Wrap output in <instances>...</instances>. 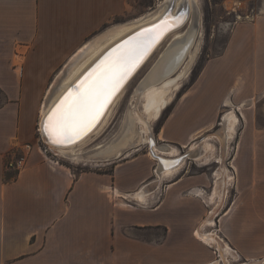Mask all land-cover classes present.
Listing matches in <instances>:
<instances>
[{
	"label": "crops",
	"instance_id": "obj_1",
	"mask_svg": "<svg viewBox=\"0 0 264 264\" xmlns=\"http://www.w3.org/2000/svg\"><path fill=\"white\" fill-rule=\"evenodd\" d=\"M127 2L0 0V264H231V253L223 251L221 257L195 234L209 226L202 223L204 207L215 196L208 202L202 197L208 182L189 173L185 161L174 178L156 174L153 158L142 153L106 162L110 171L74 174L33 148L21 170L6 166L33 138L40 99L57 65L127 12ZM241 26L231 33L223 55L211 61V85L186 107L191 120L169 116L154 134L156 141L188 149L196 140L193 119L200 106L216 109L229 100L233 109L232 90L225 91L229 79L240 72L264 78L263 64H250L264 63V0L257 18ZM167 146L173 150L169 156L183 153ZM153 230L162 232L146 233Z\"/></svg>",
	"mask_w": 264,
	"mask_h": 264
},
{
	"label": "rangeland",
	"instance_id": "obj_2",
	"mask_svg": "<svg viewBox=\"0 0 264 264\" xmlns=\"http://www.w3.org/2000/svg\"><path fill=\"white\" fill-rule=\"evenodd\" d=\"M160 1L128 0L129 10L120 16L114 17L109 23L91 35L90 38L113 25L126 23L129 20L132 21L143 16ZM197 3L201 14L200 46L193 65L186 76L179 80L178 87L170 94V99L166 106L157 117L151 116L149 119L151 130L155 135L160 125L169 116L174 121H183L184 118L187 121L191 120L192 113L185 114V109L191 104H196L202 91L207 88L208 84L209 86L211 85V82L209 83L208 81L209 75H211V61L219 59L223 55L233 30L242 27L241 25L243 24L253 22L262 9V0H197ZM251 33L254 35V32L250 31L249 34L251 35ZM168 40L169 38L158 47L127 84L105 124L98 130L97 134L80 147L82 150H88L103 143L115 133L129 103L133 101L132 93L135 87L151 68L158 55L167 46ZM63 64L59 63L57 65L52 78L63 67ZM250 64L255 66V68H258V64H263L261 68L264 69V63L252 62ZM52 78L51 80H53ZM229 80V83L225 86V91L229 93L232 90L229 97L233 103V110L239 119L235 126L233 137L229 139L227 136L229 130L227 129L225 114L230 108L228 106L221 104L216 109L208 108L209 104H206V107L200 106V114L195 115L193 119L195 139H202L203 145L205 141H209L213 150H210L212 151L211 156L208 153L209 151H205L199 156L201 157L200 159H194V157L186 158L184 166L188 167L189 173L197 174L208 182V186H205L203 190L204 195H202L207 202L211 194L215 196L214 202L209 206L205 204L204 207V217L207 216L206 219H209V216L213 215V220L211 221L213 225L205 223L204 220L206 219H203L202 223L209 226L205 227L206 230L198 229L195 232H212L220 241L218 252H220L221 257H223V251H226L224 246H229L232 252L228 253H231L232 256L229 255L227 261L231 264H264V78L244 77L242 72H240L238 77ZM41 100L43 99L41 98ZM137 104V110L141 109L143 115L149 118L148 113L144 112L141 103L138 102ZM38 120L39 113L37 111L34 120V136L31 140L26 141L33 145L32 149L36 148L46 158L48 156L58 158V163L69 166L74 174L88 170L110 171L111 165H106L105 163L111 162L116 158L102 162H92L83 158L74 161L60 155L54 149L56 156H53L52 152H48L47 156L42 154L35 145L36 137L38 136ZM138 125L144 127L141 121ZM222 130L225 131L227 138L223 151L220 139L217 136ZM157 143L162 146L167 143L177 148L176 143L158 141ZM191 147H193V143ZM177 150L178 152H184L187 147L179 146ZM148 152L147 141H145L127 150L120 157L142 153L149 158ZM150 160L152 163H156L155 160ZM217 171L224 174V178L215 180L214 172L216 173ZM179 172L180 170L170 178L178 176ZM227 175L231 177L228 178L230 180L229 182L227 181L225 188L223 182L226 183L225 178L227 180ZM170 178H165L163 181ZM214 181L220 185L219 194H214ZM207 212H209L208 215ZM161 232V230H153L146 233L158 236ZM212 246L216 248L215 244ZM216 259H221L218 253ZM222 262L224 263L223 260H220V264Z\"/></svg>",
	"mask_w": 264,
	"mask_h": 264
},
{
	"label": "bare ground",
	"instance_id": "obj_3",
	"mask_svg": "<svg viewBox=\"0 0 264 264\" xmlns=\"http://www.w3.org/2000/svg\"><path fill=\"white\" fill-rule=\"evenodd\" d=\"M200 35L201 14L197 0H161L143 16L126 23L113 25L94 36L70 57L56 73L47 89L39 117V130L43 140L60 155L74 161L83 158L92 162L118 158L132 147L147 141L148 154L158 164V167L155 164V173L165 177L171 176L186 158H197L203 152L210 151L212 144L209 141H205L203 145L202 139H196L193 147L188 149H192L197 154L193 156L188 154L179 162L178 159L172 160L182 156L188 149L180 155L168 156V153L173 152L172 148L157 143L149 121L151 116L157 117L160 114L168 103L172 91L178 87L179 80L186 76L193 65L200 46ZM167 38H169L167 46L165 45L166 47L135 87L132 93L133 101L129 103L115 133L103 143L88 150H82L80 147L97 134L105 124L127 84ZM121 57L129 61L130 71L108 98L100 114L90 124L83 127L79 134L60 137L62 142H55L57 138L50 136L45 130L49 115L70 92L74 95L84 92L92 81ZM138 102L141 103L144 112L148 113L149 118L143 115L141 109L137 110ZM230 104L227 100L225 105ZM225 118L229 130L227 136L230 139L235 133L238 117L231 108L225 114ZM140 121L143 122L144 127L138 125ZM217 136L223 151L227 139L225 131L222 130ZM156 157H159L161 161H158ZM223 175L217 171L215 180L224 178ZM219 193L220 185L215 182L214 194ZM142 194L141 191L135 196L141 198ZM212 218L213 215L204 222L213 225ZM195 234L199 239L215 244L219 251L220 241L212 232L198 231ZM224 250L232 252L227 245L224 246ZM213 264H219V261L215 260Z\"/></svg>",
	"mask_w": 264,
	"mask_h": 264
},
{
	"label": "snow or ice",
	"instance_id": "obj_4",
	"mask_svg": "<svg viewBox=\"0 0 264 264\" xmlns=\"http://www.w3.org/2000/svg\"><path fill=\"white\" fill-rule=\"evenodd\" d=\"M130 71L129 61L118 58L92 81L88 89L77 94L69 93L48 117L46 131L55 136V142H62L60 137H71L95 120L108 98L119 86L123 77Z\"/></svg>",
	"mask_w": 264,
	"mask_h": 264
},
{
	"label": "built area",
	"instance_id": "obj_5",
	"mask_svg": "<svg viewBox=\"0 0 264 264\" xmlns=\"http://www.w3.org/2000/svg\"><path fill=\"white\" fill-rule=\"evenodd\" d=\"M37 133H38V136L36 137L35 145L37 146L38 150L46 156L48 152L50 153L52 152L53 156H56L55 155L56 153L54 152L52 147L43 140L40 130H39V124L37 126ZM23 145L24 147H23V151L21 152V154L7 161L6 166L8 169L19 171L26 165L28 156L32 150L33 145L29 142H25ZM48 158L51 161L58 163V158L52 157V156H48Z\"/></svg>",
	"mask_w": 264,
	"mask_h": 264
},
{
	"label": "water",
	"instance_id": "obj_6",
	"mask_svg": "<svg viewBox=\"0 0 264 264\" xmlns=\"http://www.w3.org/2000/svg\"><path fill=\"white\" fill-rule=\"evenodd\" d=\"M102 110V109H101ZM97 117V116H96ZM189 148V147H188ZM150 150V149H149ZM188 154H190V155H194V154H197L195 151H193L192 149H188V151L186 152V153H184V154H182V156H180V157H178V158H173L172 160H174V159H178V162L182 159V158H184L185 156H187ZM123 157H125V156H122V157H119V158H116V159H121V158H123ZM157 159H158V161L160 160L161 161V159L159 158V157H156ZM177 162V163H178ZM176 164V163H175ZM175 164H172V165H175ZM156 166L158 167V164H156Z\"/></svg>",
	"mask_w": 264,
	"mask_h": 264
}]
</instances>
